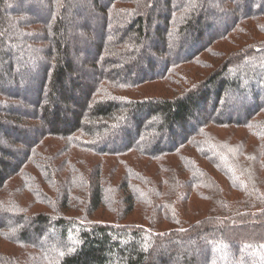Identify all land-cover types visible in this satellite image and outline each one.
<instances>
[{"label":"trees","instance_id":"trees-1","mask_svg":"<svg viewBox=\"0 0 264 264\" xmlns=\"http://www.w3.org/2000/svg\"><path fill=\"white\" fill-rule=\"evenodd\" d=\"M263 18L264 0H0V244L23 250L0 264H264ZM204 48L210 71L184 65ZM148 79L180 88L127 93Z\"/></svg>","mask_w":264,"mask_h":264},{"label":"rangeland","instance_id":"rangeland-1","mask_svg":"<svg viewBox=\"0 0 264 264\" xmlns=\"http://www.w3.org/2000/svg\"><path fill=\"white\" fill-rule=\"evenodd\" d=\"M264 19V18H263ZM217 26H219V25H217ZM251 27H252V30H254V32L256 31V26H254L253 24H251ZM242 34V33H241ZM241 34H239V33H236V34H233L232 36L234 37V38H232L231 40V43H226L225 44V46H227V47H232L231 49H236L235 47H236V45H237V43H236V40L239 38V39H241L242 41H240L239 40V43H244L245 41H248L249 39H250V37H244V39H242V37L240 38V36H241ZM171 35H173L172 33H171ZM262 35H264V34H262V33H260L258 36L259 37H261ZM236 36H238V37H236ZM255 37H257V35L255 36ZM263 37V36H262ZM218 44L217 43H215L214 44V46H211V48L212 47H218L217 46ZM166 46H168L169 47V44H167ZM216 49H220V47L219 48H215V50ZM221 51V50H220ZM235 50H232V52H234ZM198 54H201V55H203L206 59L205 60H210V62H212L211 63V65H208L207 67H204V68H202V66H200V65H197V64H194V62L193 61H190V62H187L188 64H184L186 67H190V68H194V67H198L199 66V68H197V69H199V70H203V71H206V72H208V71H210L212 68H213V66L214 65H216V64H218V60H221V56L219 55V54H217V57H212V55H211V53H210V51L208 50V49H201L200 51H199V53ZM215 68V67H214ZM195 76V75H194ZM196 77V76H195ZM200 74H199V76L198 77H196L195 79H197V80H200ZM203 77V76H202ZM169 87V88H168ZM179 88H180V86L177 88V89H173V87H171L170 86V84L167 82V81H165V82H163V81H161V80H158V79H148V80H146L145 82H143V83H141V84H139L136 88H134L133 90H131V91H128L127 93H129L130 95H135V96H153V95H155V94H158V95H171L172 94V91L174 90V91H178L179 90ZM235 131L238 133V134H241L242 136L244 135V131H243V129L242 128H235ZM48 141H55V142H57L58 140H57V138H53V137H47L46 138V143L48 142ZM58 145H61V142H59V144ZM41 147V146H40ZM134 154H133V152H130L129 154H127V155H125L124 156V158H127L128 159V163H133V164H136V163H141L142 164V166H144V167H146V172L148 171V172H153V169H155V162L154 161H152V160H150V159H148V158H135L134 156H133ZM65 157V155H62L61 154V156H57V160H56V163H60L61 161H62V159ZM80 157V158H79ZM69 158H70V160H72V161H75V162H77L78 161V159H80V161H78V162H82L83 161V159H85L86 160V162L84 163L85 165H88L89 166V163H90V165H92L93 166V164L98 160V161H102V173L103 172H105L106 173V175L108 174V171H110V164H112V163H117V159L114 157V156H112V155H109V156H104L103 158H101V157H99V156H97V155H93L92 153L90 154H88V153H84V152H73L72 154H69ZM77 160V161H76ZM78 166H82V163L80 164V165H78ZM137 166H140V165H137ZM83 169V168H82ZM32 172L33 173H38V172H36V170L35 169H32ZM63 173H65V172H63ZM105 175V176H106ZM58 178H60L59 177V174H57V172H56V174L54 175V177L56 178V183H57V177ZM11 177H13V181L14 182H16V185H15V183L13 184L12 182H10V183H8V186L10 185V186H13V185H15V192H20L21 191V189L19 190V186L23 183V180H24V178H18L17 177V175H15V176H11ZM36 178V177H35ZM16 180V181H15ZM45 182V180H42V178H40V176L39 177H37L36 178V183L37 184H39V185H41L46 191H48L49 193H51L54 197H55V195H56V193L52 190V192L50 191V189H52V188H50V187H48V185L47 184H45L44 183ZM58 184H60V183H58ZM57 184V185H58ZM42 188V189H43ZM27 192V191H26ZM21 193H19V195H20ZM6 195V194H5ZM21 200L23 201V202H26L27 201V198L25 197V196H21ZM189 205H191V206H195L196 205V207H198V208H205L206 206H205V204L204 203H198V200L197 199H194L193 198V201H191L190 202V204ZM31 207V209H33V210H35V211H39V210H41V209H43L44 207L43 206H41V205H39V204H37V205H35V206H30ZM133 213H134V215H130L129 217V219H131V218H136V216H137V213H136V211L134 210L133 211ZM97 215H104V216H106L107 215V213H100L99 211L97 212ZM1 243V242H0ZM7 242H4V244H0V248L1 249H4V251H7L8 253H10V254H15V255H18V253L19 254H23V250H22V248H20V247H18V246H14V245H12V244H6Z\"/></svg>","mask_w":264,"mask_h":264}]
</instances>
